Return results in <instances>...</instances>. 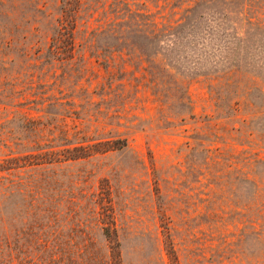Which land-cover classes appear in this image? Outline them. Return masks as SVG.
<instances>
[{"label": "rangeland", "instance_id": "374dc122", "mask_svg": "<svg viewBox=\"0 0 264 264\" xmlns=\"http://www.w3.org/2000/svg\"><path fill=\"white\" fill-rule=\"evenodd\" d=\"M0 264H264V0H0Z\"/></svg>", "mask_w": 264, "mask_h": 264}, {"label": "trees", "instance_id": "16d2710c", "mask_svg": "<svg viewBox=\"0 0 264 264\" xmlns=\"http://www.w3.org/2000/svg\"><path fill=\"white\" fill-rule=\"evenodd\" d=\"M105 235H106V236H108V237L110 236V234H109V233H106Z\"/></svg>", "mask_w": 264, "mask_h": 264}]
</instances>
